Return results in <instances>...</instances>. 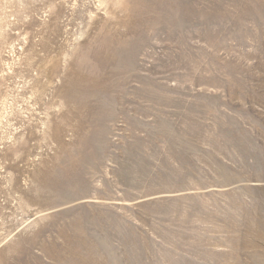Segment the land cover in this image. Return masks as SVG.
I'll return each instance as SVG.
<instances>
[{"label": "rangeland", "instance_id": "obj_1", "mask_svg": "<svg viewBox=\"0 0 264 264\" xmlns=\"http://www.w3.org/2000/svg\"><path fill=\"white\" fill-rule=\"evenodd\" d=\"M0 264H264V0H0Z\"/></svg>", "mask_w": 264, "mask_h": 264}, {"label": "bare ground", "instance_id": "obj_2", "mask_svg": "<svg viewBox=\"0 0 264 264\" xmlns=\"http://www.w3.org/2000/svg\"><path fill=\"white\" fill-rule=\"evenodd\" d=\"M3 168V167H2Z\"/></svg>", "mask_w": 264, "mask_h": 264}]
</instances>
